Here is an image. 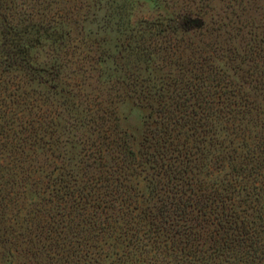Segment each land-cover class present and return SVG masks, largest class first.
<instances>
[{"label":"trees","instance_id":"16d2710c","mask_svg":"<svg viewBox=\"0 0 264 264\" xmlns=\"http://www.w3.org/2000/svg\"><path fill=\"white\" fill-rule=\"evenodd\" d=\"M52 1L0 0V261L264 264L263 10L233 56L204 13L134 27L124 0Z\"/></svg>","mask_w":264,"mask_h":264},{"label":"rangeland","instance_id":"374dc122","mask_svg":"<svg viewBox=\"0 0 264 264\" xmlns=\"http://www.w3.org/2000/svg\"><path fill=\"white\" fill-rule=\"evenodd\" d=\"M92 3L93 0H53L49 4H51V9L54 11L81 4L86 9L85 5H91ZM43 5L46 6L47 1H41V5L39 4L38 7H43ZM124 5L128 13V22L130 26L134 27H137L142 21L153 22L160 19L166 23L168 19L175 17L177 14H182L181 17H183L188 15L186 14L187 12H191L192 16L204 13V20L212 27L213 36L216 35L217 39L221 33H225V29L227 30L231 24L233 29H228L229 37L232 40L233 48H237L234 50L237 53H234L233 56H237L241 52L242 45L246 42L239 41L241 35H244L243 40L254 35L258 39L261 38V9L264 13V0H124ZM231 11L235 13H231ZM179 21L182 22V19H179ZM224 22H226L225 25L223 24ZM236 26H239L241 30L235 31L234 27ZM72 37H76V35L72 34ZM49 52L50 48L45 46L34 51L33 56L37 63L43 64V62L50 60ZM85 52L87 53V50ZM250 70L246 63L237 61L230 71L234 72V74L236 72H244L249 78L245 80V84L249 85L250 74H246V72L249 73ZM33 86L40 87L36 82H34ZM115 109L121 127L131 136L133 148L135 151H141L150 121L148 117L149 108L138 103L134 98L127 96L115 103ZM0 264L9 263L0 261ZM10 264L17 263L12 262Z\"/></svg>","mask_w":264,"mask_h":264}]
</instances>
